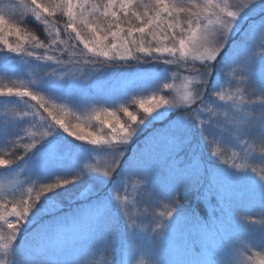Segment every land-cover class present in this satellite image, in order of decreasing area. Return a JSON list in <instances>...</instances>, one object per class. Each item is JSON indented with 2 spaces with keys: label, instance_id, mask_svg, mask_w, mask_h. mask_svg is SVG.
I'll list each match as a JSON object with an SVG mask.
<instances>
[{
  "label": "snow or ice",
  "instance_id": "obj_1",
  "mask_svg": "<svg viewBox=\"0 0 264 264\" xmlns=\"http://www.w3.org/2000/svg\"><path fill=\"white\" fill-rule=\"evenodd\" d=\"M257 8L261 13L258 21L251 15ZM29 19L40 28L45 39L23 30L22 25ZM6 33L14 35L16 42L10 43ZM241 33L243 49L236 41ZM62 34L68 40L62 39ZM70 40L75 43L69 44ZM37 49L53 54L38 55ZM65 55L67 60L62 58ZM77 56L89 58L74 60ZM101 58L125 65L129 61L178 64L185 71L196 72L197 77H186L181 88L166 82L159 87L161 81L174 79L169 69L153 72L132 67L113 85L120 95L108 102V107L95 112L101 133L85 132L83 122L73 124L65 120L72 112L68 105L79 108L86 103L75 99L69 90L83 87L84 80L92 79L97 71L94 65ZM0 59L14 62L13 66L0 63V71L11 74L51 69L38 84L20 81L13 86H0V97L16 98L0 100V104H22L19 111L14 106L0 116V153H3L0 175L23 173L24 183L30 185L24 188L18 180L9 181L8 187L0 183V257L9 258H0V264H53L33 257L30 251L18 254L16 242L28 225L55 210L58 198L69 192L67 186L75 187L83 176H89V182L77 193L79 198L87 200L97 184L110 185V193L85 210V217L97 226L91 243L75 256L68 253L55 264H91L84 257L95 253L103 257L102 264H113L107 259L112 247L109 209L116 204L128 214L125 207L128 196H121V191L126 192L127 188L126 174L134 171L145 189L154 190L156 173L150 167H140V161L161 147L170 154L184 150L193 142L194 126L199 129L200 145L209 150L218 166L204 168L194 150L186 161L172 160L170 167L177 183L158 199L163 211L157 214L156 228L152 231L158 236L166 221L178 220L182 216L178 210L179 195L193 191L207 179V189L201 196L208 199L213 194L220 195L225 202L221 212L226 218L239 228L258 231L260 240L257 243L248 237L226 233L220 238L223 247L218 257L203 264H234L232 254L239 248L244 252L259 249L245 259L253 262L258 257L259 264H264V172L237 162L251 158L264 163V0H19L18 3L0 0ZM80 63L92 67L87 71L75 67ZM225 68L227 77L213 80L214 72ZM58 70H62L60 76ZM236 76L243 87L233 91ZM146 88H152L151 94L141 95L140 90ZM209 88L213 97L210 100L206 99ZM163 90H174L176 95L170 98L161 95ZM108 91L111 95L112 88ZM132 105L142 111L130 110ZM218 109L234 113L231 117L225 115L220 129L221 140L226 134L228 139L224 142L234 149L230 155L212 147L213 143H219L215 136L211 141L208 139L213 126L210 118L219 115ZM118 112L127 120L122 122ZM176 113L179 114L175 119L167 115ZM162 120H166L162 127H154ZM149 129L143 148L130 154L129 145ZM256 144L259 153L253 147ZM21 149L22 153L15 155V159L5 158ZM88 160H97V166L89 167ZM49 176L72 178L56 179L53 183L47 182ZM241 182L254 193L259 219L237 216L226 196L230 188ZM61 188L63 192L59 191ZM42 198L44 203L40 204ZM127 227L126 264H144V253L136 241L145 229L131 216ZM35 235L47 245H54L59 239L55 225L41 226ZM172 264L201 262L177 260Z\"/></svg>",
  "mask_w": 264,
  "mask_h": 264
},
{
  "label": "rangeland",
  "instance_id": "obj_2",
  "mask_svg": "<svg viewBox=\"0 0 264 264\" xmlns=\"http://www.w3.org/2000/svg\"><path fill=\"white\" fill-rule=\"evenodd\" d=\"M6 2L11 3H18L19 0H6ZM232 2H237V0H232ZM252 18L255 20H259L261 17V13L259 8H257L252 14ZM21 20L23 17L20 18ZM59 19V18H58ZM32 22L30 19L26 23ZM60 22H64L63 20H60ZM251 22V21H249ZM23 24L22 28L25 32L36 34L34 31H31L30 26ZM246 27V26H245ZM243 35V33H241ZM6 38L10 43H15V36L14 35H8L6 33ZM63 39L68 40L67 35H62ZM75 41H69V44H74ZM79 47H82L79 46ZM78 47V48H79ZM244 46L241 47L243 49ZM39 49L36 50V52ZM78 50V49H77ZM53 53L48 52L40 55H51ZM39 55V54H38ZM63 59L67 60L68 56L65 55V57H62ZM89 57H73V59H80L81 61L83 59H88ZM31 59V58H29ZM134 62V63H133ZM0 63L8 64L9 66H13L14 62L11 61H4L0 59ZM34 64L39 63L36 61H33ZM97 69L94 77L92 79H86L83 82V87H76L69 90L70 94L77 100H80L83 103L81 107L76 108L72 105H68L69 108L72 109V112L69 113L65 117L66 122H71L73 124L78 122H83V127L85 132H94L97 134L101 133V125L98 121L95 119V112L99 109H102L103 107H108V102H110L112 99H114L116 96L120 95L118 88H113V85L117 81V79L121 76V74L128 73L129 70L132 67H140V68H147L151 69L153 72L160 71L161 69L167 68L169 69V75L174 74V79L161 81L159 83V87H162L163 83H173L175 88H181L183 83L185 82V78H193L197 77L196 72H188L185 71L184 67H181L178 64L168 65L165 66L163 64H154L150 63L148 66L144 64H140L136 61H129L127 65L123 64L122 62H113V61H105L103 58L97 61V63L94 65ZM77 68H84L85 71H87L92 65H84L83 63H80L78 65H75ZM46 71H51V69L46 70H34L31 73L25 74V73H15L11 74L6 71H0V86H13L15 83L23 81L24 83H28L31 81L33 84H38L40 82V79L42 76L46 74ZM217 73L213 76L214 78L219 77L221 74L220 69H217ZM62 74V70H58L57 76H60ZM228 74V69H226V75ZM240 77L236 76L234 77V83L232 84L231 90H235L236 87H243L239 85ZM112 88L111 95L109 94V89ZM152 88H146L141 89L140 94L141 95H148L151 94ZM161 95H166L169 98L172 95H176V92L163 90L160 92ZM245 97L247 98V91L244 92ZM212 91L210 89L208 90V93H206V99H212ZM12 99L15 100L16 98H4L2 100ZM97 101H100V103H97ZM66 103V101H58V103ZM16 107L19 111L22 108L21 105H12V104H0V116L4 115L8 108ZM258 108V105H257ZM26 110V109H25ZM130 110L134 112H140L142 110L138 109V106L132 105L130 107ZM72 113H75V116H73ZM218 116L211 117L213 121V126L209 129V132L211 135L208 136V139L211 141L213 140V136L216 137V140L219 141V143H213L212 147L218 148L222 152L230 155L231 152L234 150L232 145L230 143H226L228 139L226 134H223V140H221V134L220 129L224 126V117L227 115L228 117H231L234 115L233 112L227 111L225 109H218ZM121 121H126L127 117L123 115V113L118 112L117 113ZM169 118L175 119L176 116L174 114H167ZM175 116V117H173ZM76 117H79V120L76 119ZM207 122V120H206ZM166 123V120H162L160 122H157V124L154 127H162L163 124ZM108 129L105 126L103 128V132H107ZM149 129L146 131L143 135L140 136L139 139H135L134 142L129 145L131 149L130 154H135L137 152L135 151L137 140L142 139L144 140V137L149 134ZM199 133V129L197 126H194L192 129V144L188 147H186L184 150H189L191 153L194 150L195 152L198 151L195 142V137ZM199 137V136H198ZM84 143V142H77ZM86 147H89L86 145ZM255 151L259 153V145L256 144L253 146ZM207 149V148H206ZM182 151H178L175 154H170L166 149L163 147L159 148L151 157L145 156L144 159L140 161V167H150L152 168L155 173V189H145L144 182L141 181V178L137 175H135L134 171H130L126 174L125 179L127 181V188L126 192L124 190L121 191V196L127 194L128 201L125 207L127 208L128 214L126 215L124 211L117 207L116 204L114 206L112 205L109 209V231L111 232V242L112 247L107 252V259L111 260L113 264H119L118 257L120 254L123 256V263L126 264V251L129 246V238L126 236L127 240L126 242L123 241L124 238L121 234L122 239L120 240V234L117 233L118 227H115L116 222H120L119 214H121L122 224L128 225L129 222V216L132 218H135L138 225H142L145 231L141 233V239L139 241H136L139 248L144 253V264H172L173 261L181 260L177 257V254L175 253L176 250V240H174L178 233L181 234L180 228L183 227L184 222V216L186 214L185 208L181 206L180 203H178V210L182 212V216L176 220L175 222L166 221L165 227L162 232L157 236L152 231V229L156 228V218L157 214L160 211H163V208L160 207L157 203L158 199H162L164 195H166L165 190L168 188L173 187L177 183V178L175 173L172 171L170 165L172 160L176 161H186L187 159L185 156L181 155ZM238 151V149H235ZM209 152V150H208ZM22 153L21 150H17L15 153H10L5 156L6 159H15V155ZM3 154V153H0ZM243 155V154H241ZM104 159L103 156H101V160ZM189 159V158H188ZM214 159V157H213ZM238 163H243L245 167L252 166L256 167L258 172H264V163L259 161L258 159L256 161H253L251 158H245L243 160H238ZM86 163L89 165V167H96L98 164L97 160H88ZM54 171L59 172V169H56ZM70 176H49L47 179V182H55L56 179H71ZM11 180H18L21 184H23L24 188H27L28 184H25V175L22 173L19 176H10V175H0V183L4 184L5 187H8L9 181ZM89 182V176H83L80 181L77 182L75 187L73 185L69 184L67 188L69 189V192L65 194L64 196L58 198L59 203L57 207H60L61 202L70 201L73 202L74 199L79 198L77 196V193L80 192L81 188L84 187L85 184ZM235 187V188H234ZM111 186L108 184H97L96 188L93 190V192L89 195V197L96 196V198H100L101 200L106 199V194L109 195ZM197 188V187H196ZM195 188V189H196ZM235 192L234 199L237 198L236 196L243 195V197H246L249 195L250 198L248 200L245 199L243 203L238 202L236 200L235 203H233L237 208V213L241 216H244L246 214H250L251 212L256 211V213L259 212V206L257 203L253 201L254 193L252 189L245 183L241 182L235 186H233ZM194 189V190H195ZM8 190H11L8 188ZM59 191L63 192L64 189L61 188ZM153 191L155 192V195L153 194ZM238 191V192H237ZM186 194V193H185ZM48 195H51L49 193ZM184 195V194H183ZM82 199V198H80ZM73 200V201H72ZM40 204L44 203V198L41 199L39 202ZM39 206V205H37ZM117 216V217H116ZM257 219V217H256ZM259 219V216H258ZM77 222H72L68 227H62L60 229L59 239L55 242L54 245H47L44 247H41L40 249H35V255L41 256V259L48 260L55 262L57 260H63L66 258L68 253H72L73 256H75L77 253L83 251L92 241L95 234L97 233V226L94 222L89 221L85 215L80 216ZM118 222V223H119ZM129 229V228H128ZM240 229V230H239ZM235 234L241 238L248 237L251 239H254L257 243H259L260 240V233L258 231H252L251 229H243L239 228ZM129 232V231H128ZM197 235V234H196ZM155 237V239H154ZM176 238V239H177ZM208 239V238H207ZM199 241V238L197 239ZM206 242V241H205ZM255 251H259V249H252L250 252H244L243 248H239L236 252L232 254V258L234 260V264H259V258L254 257L253 262H247L246 257L249 255H252ZM29 252V251H28ZM27 253V252H25ZM239 253H243V256L239 255ZM5 258L7 257H0ZM193 258V257H192ZM85 261H91V264H102L103 257L99 253H95L92 257H84ZM192 261H199L198 259H191ZM203 264V262L201 263Z\"/></svg>",
  "mask_w": 264,
  "mask_h": 264
},
{
  "label": "trees",
  "instance_id": "obj_3",
  "mask_svg": "<svg viewBox=\"0 0 264 264\" xmlns=\"http://www.w3.org/2000/svg\"><path fill=\"white\" fill-rule=\"evenodd\" d=\"M63 24L62 22H60ZM26 25L30 26V30L37 33L41 39H45L44 34L41 32L40 28H38L33 22L26 23ZM63 36L66 34H62ZM242 36H237L236 41L239 42V47L241 48L244 46L242 42ZM63 39V38H62ZM47 43V40H45ZM235 46V45H234ZM79 47V46H78ZM37 54H44V50L39 49ZM65 57V56H64ZM134 63V62H133ZM144 64V65H149ZM226 69L221 71L219 78L220 80H224L226 75ZM218 74L217 70L214 72V75ZM213 80H216L214 78ZM212 91L211 88H209ZM6 97H0V100ZM179 113L174 114L175 116ZM173 116V117H175ZM150 132V131H149ZM195 137L196 153L202 159L203 167L206 169H213L218 166L216 159L209 154L208 149L203 148L200 145L199 140V133ZM143 148V141L142 139L137 140L135 151L137 152L138 149ZM181 155L185 156L186 159L190 158L191 152L189 150H184ZM207 179L202 180L201 183L197 186V188L191 192L186 194L179 195L178 203L181 204L185 208L186 214L184 216L183 227L180 228L181 234H177L176 238V250L175 253L177 257L184 261H192L191 259H198L201 263L205 261L214 260L218 257V254L222 251V244H221V237L227 234H232L237 232L239 227L237 225L231 223L221 212V208L225 206L224 200L221 198L220 195H211L210 198L205 199L201 196V193H204L207 189ZM235 188V187H234ZM234 188H230L229 191L226 193L227 198L232 204V207L237 214V216H241L239 212L237 213V208L233 204L238 200V202L243 203L248 200L250 197L249 195L243 197V195L236 196L237 198L234 199L235 192ZM238 192V191H237ZM109 195L106 194L105 198ZM101 200L100 198H96V196L88 197L87 200L76 198L73 202H61L60 207H57L51 213L41 215L37 221H34L32 224L27 226L25 231H22L20 236L18 237V241L16 242L17 246V253L23 252H31V255L35 258H40L41 256L35 255V249H40L41 247L47 246V244L40 240L35 234L40 230L41 226L45 225H55L57 228L58 233L60 234V229L62 227H68L72 222H77L80 216L84 215L85 210L90 208L92 203ZM251 200V198H250ZM114 206V204H113ZM115 207V206H114ZM214 210V211H213ZM253 219H258V215L255 211L251 212L250 214H246ZM117 217V216H116ZM120 222L115 223V227H118L117 233L120 234V240L122 237L124 238L123 241L126 242L128 236V227L127 225L122 224L121 214H119ZM240 230V229H239ZM121 234L123 235L121 237ZM197 234V235H196ZM199 238V241L197 240ZM208 238V239H207ZM206 241V242H205ZM193 257V258H192ZM9 259V258H7ZM119 264L123 263V256L122 254L118 257Z\"/></svg>",
  "mask_w": 264,
  "mask_h": 264
}]
</instances>
